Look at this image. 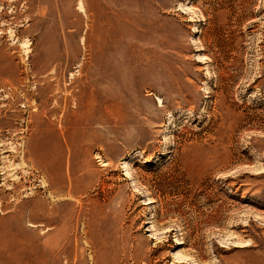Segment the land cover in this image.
Listing matches in <instances>:
<instances>
[{
    "label": "rangeland",
    "instance_id": "rangeland-1",
    "mask_svg": "<svg viewBox=\"0 0 264 264\" xmlns=\"http://www.w3.org/2000/svg\"><path fill=\"white\" fill-rule=\"evenodd\" d=\"M0 264H264V0H0Z\"/></svg>",
    "mask_w": 264,
    "mask_h": 264
},
{
    "label": "bare ground",
    "instance_id": "bare-ground-1",
    "mask_svg": "<svg viewBox=\"0 0 264 264\" xmlns=\"http://www.w3.org/2000/svg\"><path fill=\"white\" fill-rule=\"evenodd\" d=\"M81 1V0H80ZM83 1V0H82ZM83 3H80L79 4V8H80V11H82L83 10V5H82ZM81 13V12H80ZM108 19V18H107ZM68 179L70 180V177H68ZM60 181V179H58L57 180V182H59ZM47 228H49V227H47Z\"/></svg>",
    "mask_w": 264,
    "mask_h": 264
}]
</instances>
